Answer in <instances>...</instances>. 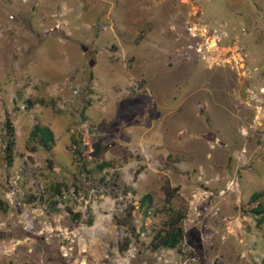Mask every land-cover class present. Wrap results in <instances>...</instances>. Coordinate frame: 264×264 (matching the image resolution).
Segmentation results:
<instances>
[{
  "label": "rangeland",
  "instance_id": "rangeland-1",
  "mask_svg": "<svg viewBox=\"0 0 264 264\" xmlns=\"http://www.w3.org/2000/svg\"><path fill=\"white\" fill-rule=\"evenodd\" d=\"M263 189L264 0H0V264H259Z\"/></svg>",
  "mask_w": 264,
  "mask_h": 264
},
{
  "label": "trees",
  "instance_id": "trees-1",
  "mask_svg": "<svg viewBox=\"0 0 264 264\" xmlns=\"http://www.w3.org/2000/svg\"><path fill=\"white\" fill-rule=\"evenodd\" d=\"M5 126L6 129L10 130L9 134L11 136L13 134L11 122L7 120L5 122ZM30 137L31 139H36V143L46 151H50L53 147L54 135L53 131L48 126L35 125L30 131ZM78 141L79 140H73V144L75 146H79ZM8 142L9 144L7 146L9 147V145L13 143L12 136ZM8 147L4 150L6 153V157L10 156L11 153V149H9ZM100 147V144L96 143L92 155H99L101 150ZM113 163L114 162L112 160L102 161L100 164L97 165V168L102 169L103 167H113ZM163 190L165 193V200L168 207V217L163 220L162 226L154 232L151 238L150 243L154 250L160 248L176 249L179 247L184 237L182 222L185 218V214L180 210L172 209L171 205H169L174 196V191H177V188L171 187L169 184L166 183L163 186ZM55 191L56 193H60V190H58L57 188L55 189ZM151 202L152 195L150 193H147L140 199V206L145 207L147 209L148 207H150ZM57 203V199H54L52 201L53 209L55 208V205ZM247 203L248 209L246 213H248L255 219V223L257 226L264 224V189L252 192L248 198ZM68 212L76 221L80 220V218L82 217L81 212H72L71 210H68ZM88 223L89 225H91V220H89ZM259 264H264V255L261 257Z\"/></svg>",
  "mask_w": 264,
  "mask_h": 264
},
{
  "label": "water",
  "instance_id": "water-1",
  "mask_svg": "<svg viewBox=\"0 0 264 264\" xmlns=\"http://www.w3.org/2000/svg\"><path fill=\"white\" fill-rule=\"evenodd\" d=\"M93 64V61L90 60L89 61V65H92ZM246 80H242L241 83H240V88H239V95L240 97H245L246 96Z\"/></svg>",
  "mask_w": 264,
  "mask_h": 264
}]
</instances>
